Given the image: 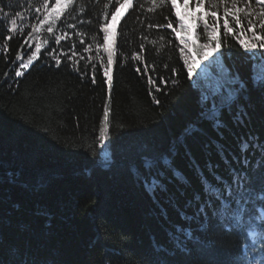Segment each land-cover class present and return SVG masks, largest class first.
<instances>
[{
  "label": "trees",
  "instance_id": "obj_1",
  "mask_svg": "<svg viewBox=\"0 0 264 264\" xmlns=\"http://www.w3.org/2000/svg\"><path fill=\"white\" fill-rule=\"evenodd\" d=\"M61 2L60 16L42 24L45 0H0V216L6 222L0 258L5 264H17L19 253L28 264H228L234 253L245 264L260 259L245 246V232L233 234L211 202L223 200L230 185L235 193L246 169L258 177L264 158L257 149L245 159L239 147L252 137L264 140V95L254 83L264 72V50L240 44L253 42L252 34L240 36L231 17L228 33L221 19L211 45L220 42L216 65L202 59L209 39L199 17L213 10L222 16L224 6L210 9L205 0L197 10L194 58L170 0H132L115 29L109 94L103 27L123 0ZM47 3L48 11L56 7L55 0ZM241 19L246 29L243 13ZM169 21L175 32L156 27ZM57 36L64 39L55 43ZM186 51L189 62L206 63L207 85L188 75ZM230 73L252 92L241 103L234 99L233 113L224 111L227 127L220 134L202 115L201 100L226 96ZM105 108L110 160H103L99 138ZM241 110L242 122L235 121ZM146 160L157 167L145 170ZM157 176L167 195L146 189ZM213 178L222 187L205 191Z\"/></svg>",
  "mask_w": 264,
  "mask_h": 264
},
{
  "label": "snow or ice",
  "instance_id": "obj_2",
  "mask_svg": "<svg viewBox=\"0 0 264 264\" xmlns=\"http://www.w3.org/2000/svg\"><path fill=\"white\" fill-rule=\"evenodd\" d=\"M155 2V0H153ZM190 3L194 4L197 8H203L205 5V0H183V4H178V0H170V5L172 9H175L174 18L179 26L181 31H187V27L185 25V21L182 17L180 7L182 6L185 10L189 8ZM238 3L245 5L244 7H239ZM258 6V10L252 7V4ZM56 7L51 11H48V3L45 0L44 8L46 14L41 21L42 24L49 23L50 20H54L60 16V12L65 7V4L61 2V0H55ZM230 5V6H228ZM129 6V0H123L122 3L119 4V7L114 6V11L111 13L112 23L115 24L118 21V18L121 14V9ZM209 8L210 9H219L221 6H224L222 9V16H219L217 11H209L206 14H201L199 20L203 25V30L207 33L209 43L204 44L203 47L208 49L211 47V51L202 52V59L208 60V58L216 52L220 48V42L218 40L215 41V46L212 47V38L217 31L220 20L223 19V26L228 33H233V27L229 25V17L232 18L235 28L239 29V35L243 36L245 31L250 32L252 34V41L249 44H245L243 40H240L241 46L245 49V51H253V50H264V35L256 32L255 29L259 28L264 30V0H209ZM39 11V8L36 9ZM241 13H243L244 20L247 22V28L245 29V25L241 19ZM105 19L108 16V13H105ZM207 15L211 17V23L209 20H206L204 16ZM253 17L255 19H253ZM195 18V17H194ZM0 22H4L2 18H0ZM11 30H16V19H11ZM153 25H149L152 27ZM70 27H75V25H71ZM156 27H166L172 29L173 32L176 31L173 28V24L169 21L166 25H156ZM47 31L49 33L53 32V28L49 24ZM103 40L105 41V49L108 51V63H112V52L107 48V41L110 38V25L105 24L103 27ZM7 39H11V36L7 37ZM64 36L54 37V42L59 43ZM259 41V43H257ZM183 42V41H182ZM81 47H83V42H81ZM90 48L91 45L89 44ZM143 47V45H141ZM87 49H85L86 51ZM37 52L40 51L39 48L36 49ZM183 51V49H181ZM261 56H264V51H260ZM250 60V58H249ZM185 64L187 65L188 75L192 76L195 73V66L199 63L198 61L192 60L189 62V59H185ZM59 63V61H58ZM28 65H24L26 68ZM248 67H251L249 63ZM137 71H140L137 68ZM15 75H21V72L17 71ZM105 75L107 76V84H108V92L111 93L112 90V76L109 75L108 69L105 68ZM231 79L228 80L229 88L227 90V95L225 96L223 93H218L213 95L212 97H202L201 103L203 105L202 115L206 120L211 121L216 131L220 134H223L224 129L227 127L226 121H224L223 114L224 111L227 110L229 113H233L234 111V99L237 103L243 102L244 95H247L251 98L252 89L248 87L246 81L243 78L237 80L234 75L229 74ZM93 82H95V77H92ZM257 85V90L264 95V72H262L254 81ZM237 93L240 94L237 97ZM243 112H236L233 116V119L238 122H242ZM108 109L104 110V127L100 129V142L101 147H104L105 142L109 139L107 134L108 127ZM255 137L250 139H245L240 142V150L245 159L254 151L259 150L261 153H264V140L260 142H254ZM169 163V166L172 168L176 167L175 160H172ZM144 169L147 171H151L153 168L157 167V162L146 160L144 163ZM163 168V166H161ZM165 174L168 173V168H163ZM177 182L179 178L176 177ZM187 179V178H186ZM255 181H258L259 187L255 186ZM190 183V179L188 180ZM219 188L222 187L221 184L213 180L209 181V188L205 191L210 192L212 186ZM147 190H150L153 195H167L169 192L166 181L161 180L158 176L153 180L149 181L145 185ZM203 189V184H202ZM199 196H193V200H198ZM213 205L219 209L222 213L225 223H227L233 234L236 233L237 229H240L245 232V246L256 250L261 253V258L257 259L255 256L252 257L251 261H248L247 264H264V158H262L261 170L258 177H253L250 172L245 170V174L242 179L239 180L237 184V191L234 193L231 185L227 189V195L221 199V196H215L214 199L211 200ZM256 204L260 205V213L257 212ZM197 208L200 212H204L205 209L197 205ZM182 218L187 220L189 217L187 214H182ZM203 219V217H202ZM6 227V222L2 216H0V237L3 236L4 229ZM250 237V239H249ZM258 240V243H257ZM207 250L210 253L215 254L216 249L212 245L210 241H206ZM4 245L0 242V255H2ZM20 254V259L17 261V264H28L23 259L22 253ZM241 253H234L233 256L228 260V264H245L243 260H241ZM0 264H5L3 258H0Z\"/></svg>",
  "mask_w": 264,
  "mask_h": 264
},
{
  "label": "rangeland",
  "instance_id": "obj_3",
  "mask_svg": "<svg viewBox=\"0 0 264 264\" xmlns=\"http://www.w3.org/2000/svg\"><path fill=\"white\" fill-rule=\"evenodd\" d=\"M131 3H132V0H129V6H127V7H124V8H122L121 9V14H120V17L118 18V21L115 23V24H113L112 23V20L110 21V23L108 24V25H110V33H111V35H110V38H109V40L106 42L107 43V48L109 49V50H111V52H112V63L111 64H108V73H109V75H111L112 76V70H113V67H114V64H115V59H116V51H115V29H116V27H117V25H118V23H119V20H120V18H121V16L126 12V10L130 7V5H131ZM182 3H183V1H182ZM193 7H192V9H188V10H183V12H182V17H183V19H184V21H185V25H186V27H187V31H179V32H181V36H182V38H183V41L185 42V44L187 45V51L189 52V53H192V56L194 57V58H198L197 57V53H198V48L194 45V43H195V40H196V38H195V34H194V27H195V24L197 23L196 22V19L194 18V17H196V15H197V10L199 9V8H197V7H195V5L193 4L192 5ZM179 30V29H178ZM183 42V43H184ZM184 44V45H185ZM185 45V46H186ZM194 45V46H193ZM189 46V47H188ZM105 51H106V54H107V57H108V51L105 49ZM187 51H186V53L184 54V56H185V59L187 58V59H189V57H187ZM206 51H211V48H208ZM216 53L214 52L211 56H210V58H212L213 59V64H216L217 65V60H219L217 57H216ZM191 56V57H192ZM190 62H191V60H190ZM202 61H200L196 66H195V68L197 69L195 72L196 73H194L192 76H193V78L195 79V81H196V83H201L202 81H203V83H202V85H201V87L202 86H204V84L205 85H207V81H206V79H205V70L208 68V67H206L205 66V62L203 61V63H204V65H203V63H201ZM201 69V70H200ZM196 75V76H195ZM104 127V121H102V123H101V127H100V129L101 128H103ZM107 134H108V132H107ZM101 143V142H100ZM101 145V144H100ZM100 148H101V155H102V158H103V160H110L111 159V150H110V146H109V141L107 140L106 142H105V144H104V147H101L100 146Z\"/></svg>",
  "mask_w": 264,
  "mask_h": 264
}]
</instances>
